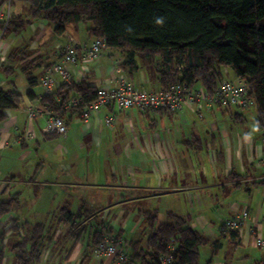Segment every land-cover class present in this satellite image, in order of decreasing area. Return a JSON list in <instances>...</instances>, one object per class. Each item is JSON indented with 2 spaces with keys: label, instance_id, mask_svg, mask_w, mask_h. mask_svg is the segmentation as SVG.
Returning <instances> with one entry per match:
<instances>
[{
  "label": "crops",
  "instance_id": "obj_1",
  "mask_svg": "<svg viewBox=\"0 0 264 264\" xmlns=\"http://www.w3.org/2000/svg\"><path fill=\"white\" fill-rule=\"evenodd\" d=\"M11 10L16 12L15 7ZM45 23L38 21L37 28L32 23L30 32L43 35ZM78 29V26L73 27L72 32L65 30L64 33L77 42L93 39L86 29L76 36ZM30 37L22 39L13 35L4 38L0 45V57L5 58V62L0 63V77L8 79L0 81V86L8 89L12 82L21 95L20 106L6 111V120L0 125V151L10 146L25 148L29 141H34L35 150H38L41 145L37 140L45 141L50 137L41 135L42 118L28 123L24 113L42 94L38 81L54 61L52 47L45 50L35 41L23 51L22 42ZM58 37L61 39L62 34ZM9 54L11 59H8ZM124 61V55L106 49L90 63H79L76 72H81L82 79L93 88L105 85L115 69H119L115 76L130 82L136 89L161 88L154 64L144 65L137 58V68L131 71L120 66ZM25 62L27 65H22ZM1 67L13 71L9 74ZM27 75L36 78L35 87H29ZM227 76L235 77L231 71ZM60 86L57 81L56 89ZM36 89L39 92H35ZM168 115L173 116V122L166 125L163 120ZM109 117L115 118V124L110 127L104 122ZM244 120L242 114L233 115L217 106L205 107L198 117L190 104L174 113L119 111L111 105L100 107L87 122H80L73 115L62 144L55 145L58 156L63 159L60 168L54 163V170L45 178L43 167L33 165L30 168H34V173L19 181L20 186L26 188L32 185L47 187L32 190L31 198H23V192L16 187L19 182L1 179L0 174V202L15 198L17 204L13 211L19 212L25 207L28 213L18 217L8 215L0 222V230L6 231L12 218L27 225L44 224L47 240L39 264H111L94 255L92 233L102 231L103 236L117 238L121 249L133 257L134 252L145 250L149 232L145 214H154L156 224H160L158 216L162 215L167 221L170 213L183 218L185 227L207 240L198 251L199 255L204 251L205 257L210 251L211 264H263L264 249L257 250L253 246L248 223L235 240H231L230 234L223 236L218 231L224 220L242 211H247L252 218L264 216V164L260 156L263 132L256 125L247 127ZM26 129L34 133V139H20ZM25 156L27 152H22L20 159ZM38 168H42L39 176ZM35 210L70 214L76 211L73 215L77 219L75 224L58 222V218L43 223L34 218H38ZM9 239L15 238L7 234L4 244ZM214 243L219 245L215 255L212 254ZM240 250V261H233ZM248 251L257 253L251 255ZM11 263L12 258L6 264Z\"/></svg>",
  "mask_w": 264,
  "mask_h": 264
},
{
  "label": "trees",
  "instance_id": "obj_2",
  "mask_svg": "<svg viewBox=\"0 0 264 264\" xmlns=\"http://www.w3.org/2000/svg\"><path fill=\"white\" fill-rule=\"evenodd\" d=\"M6 1L0 0V9ZM19 3L26 6V17L13 10L4 38L17 35L36 21L51 24L57 36L67 26L86 23L89 37L103 40L106 49L124 55L122 68L133 71L137 58L144 65L154 64L162 88L179 82L187 89L201 87L212 94L225 78L223 69H228L249 85L254 100V123L264 137V0H11V8ZM157 18H163V23L157 24ZM2 26L0 21V29ZM1 69L9 74L13 71L9 67ZM26 78L29 87L36 86L35 77ZM95 93V88L81 79L60 86L41 102L68 123L94 100ZM71 97H80L82 106L63 109ZM20 104L21 95L14 83L8 89H0V125L6 120L5 111L17 109ZM144 111L167 113L163 109ZM16 204L15 198L0 202V220L10 215ZM144 218L149 231L145 250L129 256L131 264H153L167 253L170 244L176 247L175 264H199L198 249L207 240L185 227L183 218L169 213L168 220L160 224H156L154 214L146 213ZM58 219L75 224L76 217L61 211ZM7 224L10 226L6 231L0 230V264L6 252L12 256L11 264H39L47 240L44 224L27 225L14 218ZM7 234L15 239L4 244ZM237 236V232L230 233L231 240ZM90 238L95 247L103 238L102 231L92 233ZM218 250L219 245L214 243L212 254ZM210 260L205 264H211Z\"/></svg>",
  "mask_w": 264,
  "mask_h": 264
},
{
  "label": "built area",
  "instance_id": "obj_3",
  "mask_svg": "<svg viewBox=\"0 0 264 264\" xmlns=\"http://www.w3.org/2000/svg\"><path fill=\"white\" fill-rule=\"evenodd\" d=\"M11 9V0H7L0 9V21L3 23L0 29V45L11 17ZM62 39V43H55L52 46L54 61L44 70L42 77L38 81L42 94L24 110L28 123L38 117L44 120V125L41 129L43 137H65L68 123L57 111L44 105L41 99L49 97L55 92L57 81L61 86L80 81L83 77L81 72L78 70L76 72L78 64L86 65L97 59L106 50L104 41L100 39L77 42L74 37L67 33L62 34ZM3 62H5V58L0 57V63ZM81 71L84 73V69H81ZM118 73L119 69H115L105 81V85L95 88L94 100L85 106L77 116L80 122H87L90 115L97 112L100 107L111 105L119 111L163 109L174 113L181 110L184 105L190 104L193 112L198 117H200L205 107L217 106L244 110L254 106V100L250 96L249 85L238 77L230 78L224 75L225 78L221 81L218 89L214 93L208 94L202 88L187 89L184 84L179 82L173 83L166 88L161 87L143 91L136 89L130 82L115 76ZM224 73L226 74L225 71ZM82 104L83 100L80 97H71L63 104V109H75L82 106ZM104 122L108 127L113 126L115 118H106ZM34 138L35 135L30 129H26L20 134V139L24 141ZM260 156L264 164V137L261 142ZM246 223H248V234L252 239L253 246L258 249H264V216L259 219L252 218L247 211H242L238 215L224 220L220 224L218 231L223 236L237 232L238 238ZM120 244L121 242L115 240L113 236H103L101 242L94 247V255L99 259L103 258L111 264H131L129 256L123 252ZM175 250L174 244L168 245L167 253L159 256L153 264H175L176 259L173 254Z\"/></svg>",
  "mask_w": 264,
  "mask_h": 264
},
{
  "label": "rangeland",
  "instance_id": "obj_4",
  "mask_svg": "<svg viewBox=\"0 0 264 264\" xmlns=\"http://www.w3.org/2000/svg\"><path fill=\"white\" fill-rule=\"evenodd\" d=\"M25 5L22 4H17L15 6L16 8V13L20 14L21 17L25 18L26 17V11H25ZM12 12V11H11ZM35 28H37L36 26L38 25L37 22H34ZM44 26L46 27L45 32H43V35H40L38 32L34 33V35L32 34V32H30V28L29 26H25L17 35L18 38H28L30 35L31 37L28 40H24L22 42V50L26 48V46L28 44H31V42L36 43L37 46H43V48L45 50H47V47H52L55 43H62L63 39L60 37H58L56 34H54L53 32V26L51 24H48L47 22L44 24ZM88 27V24H79L78 25V33H75L76 36H79L81 33L84 32V30ZM72 26H67L66 30L69 31H73L72 30ZM86 32V30H85ZM12 37V34H9L6 37ZM5 37V38H6ZM14 38V37H13ZM77 38V37H76ZM50 42V43H49ZM25 47V48H24ZM23 50V51H24ZM3 51V50H2ZM50 51H52L50 49ZM8 54V53H7ZM33 54V53H31ZM29 64V63H28ZM22 65H26V62L23 63ZM224 71L226 72V74L224 73ZM228 70H223V74L226 76L228 75ZM7 81V77L6 76H1L0 77V81ZM3 86H0V89H2ZM35 92H39L38 89L35 90ZM223 111L225 109H222ZM226 112H230L231 114H242L244 117V122L243 124H246L247 127H251L253 128L255 123H254V118H255V110L254 108H249V109H245L242 111L236 110L235 108H231L229 111L226 108ZM173 116H166L164 117L163 122L167 125V124H171L173 121L171 120ZM159 118V116L157 117ZM160 121H158L159 123ZM38 144L41 145V148L38 150H35V146H34V141H29L27 142V146L25 148H21L20 146H10L6 149H4L3 151H0V174H1V179H4L6 181L8 180H16L17 182H19L22 178H25L26 176H31L34 173V168H30L31 166H35V165H39L40 167H43V170L45 171L46 175H44L43 177L47 178L49 177V175L51 174V171L54 170V163H57V165L60 168V160L63 162V159H60V157L58 156V153L55 149V145L56 144H62V137L61 136H50L48 139L44 140H37ZM22 152H27V156H25V158L23 160H21L20 156L22 154ZM48 157V158H47ZM20 159V160H19ZM57 160V162H56ZM49 162L48 164H45ZM30 168V169H29ZM42 173V168H38L37 169V175H41ZM31 178V177H29ZM43 178V179H45ZM42 179V180H43ZM28 180V179H25ZM20 182L19 184H16V187H18L19 190H21L23 193V198L27 197V198H31V194H32V190H42V188L47 187L44 186H34L33 185L31 187H25V186H20ZM14 189V188H13ZM47 189V188H46ZM15 190V189H14ZM1 200V199H0ZM18 213V214H17ZM60 211H51V212H46V211H42L40 210V212H37V210H35V215H38V218L35 216V219H38L39 222H43V223H51L54 222L53 219L58 218ZM72 214H77L76 211H72ZM23 214L24 216H26L28 213L25 210V207H22L19 212L17 211H13L12 214L13 216L18 217V215ZM84 214V213H83ZM7 217H4L0 220L1 221H5ZM77 219V217H76ZM159 221L158 222H166L165 219L162 217V215L158 216ZM157 219V220H158ZM164 219V220H163ZM204 248V247H203ZM209 250V248H207ZM259 250V249H257ZM256 250V251H257ZM257 252H263V251H257ZM254 251H248V253H250L251 255L257 253ZM242 250H240L236 255H234L233 257V261L239 262V256L241 255ZM12 258V256L6 252L5 254V258H4V264L7 263V261H9ZM210 258V251L208 253V255L205 257V252L204 251H200V255H199V263L203 264L205 262V259ZM207 260V261H208ZM206 261V262H207Z\"/></svg>",
  "mask_w": 264,
  "mask_h": 264
},
{
  "label": "clouds",
  "instance_id": "obj_5",
  "mask_svg": "<svg viewBox=\"0 0 264 264\" xmlns=\"http://www.w3.org/2000/svg\"><path fill=\"white\" fill-rule=\"evenodd\" d=\"M156 23L157 24H162L163 23V18H157Z\"/></svg>",
  "mask_w": 264,
  "mask_h": 264
}]
</instances>
